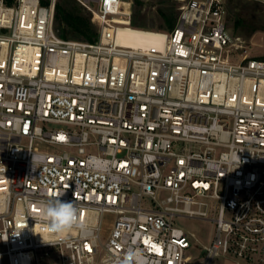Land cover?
<instances>
[{
	"label": "built area",
	"instance_id": "1",
	"mask_svg": "<svg viewBox=\"0 0 264 264\" xmlns=\"http://www.w3.org/2000/svg\"><path fill=\"white\" fill-rule=\"evenodd\" d=\"M78 1L94 41L61 36L57 0H0V264H264V58L226 0H179L147 46L115 36L133 0ZM50 199L86 228L52 238Z\"/></svg>",
	"mask_w": 264,
	"mask_h": 264
},
{
	"label": "rangeland",
	"instance_id": "2",
	"mask_svg": "<svg viewBox=\"0 0 264 264\" xmlns=\"http://www.w3.org/2000/svg\"><path fill=\"white\" fill-rule=\"evenodd\" d=\"M66 1H71L72 4H79L85 12L91 15V12L78 0ZM179 3V0H133L132 5L127 2L128 6L123 12L132 11L131 22L134 20L138 25L137 27L166 31L170 28L161 10L169 13L174 12V15H177ZM226 6L228 8V26L230 30L234 34L245 38L250 55L264 58V0H226ZM69 35L72 37V34ZM51 126L58 128L62 125L55 123L51 124ZM178 222L185 228L195 232L201 242L207 243L210 240L214 229L211 221L184 218L179 219ZM215 264L220 263L216 260Z\"/></svg>",
	"mask_w": 264,
	"mask_h": 264
},
{
	"label": "clouds",
	"instance_id": "3",
	"mask_svg": "<svg viewBox=\"0 0 264 264\" xmlns=\"http://www.w3.org/2000/svg\"><path fill=\"white\" fill-rule=\"evenodd\" d=\"M40 220L46 225V233L54 239H62L73 230L86 228L74 202L60 199H50L44 202ZM117 264H147V262L142 252L130 248L125 256L117 261Z\"/></svg>",
	"mask_w": 264,
	"mask_h": 264
},
{
	"label": "trees",
	"instance_id": "4",
	"mask_svg": "<svg viewBox=\"0 0 264 264\" xmlns=\"http://www.w3.org/2000/svg\"><path fill=\"white\" fill-rule=\"evenodd\" d=\"M161 13L168 21L169 28H172L177 15L165 10H161ZM132 22V26H138L134 20ZM55 24L63 37H71L69 34H72V38L94 41L98 36L97 26L92 21L91 15L85 12L82 6L72 4L71 1L57 0Z\"/></svg>",
	"mask_w": 264,
	"mask_h": 264
},
{
	"label": "bare ground",
	"instance_id": "5",
	"mask_svg": "<svg viewBox=\"0 0 264 264\" xmlns=\"http://www.w3.org/2000/svg\"><path fill=\"white\" fill-rule=\"evenodd\" d=\"M127 6V2H124L123 9H126ZM117 18L120 22L126 23V25L119 26L115 35L120 42L130 46H147L156 43L158 37L161 36L155 30L132 26L128 18L120 16H117Z\"/></svg>",
	"mask_w": 264,
	"mask_h": 264
}]
</instances>
